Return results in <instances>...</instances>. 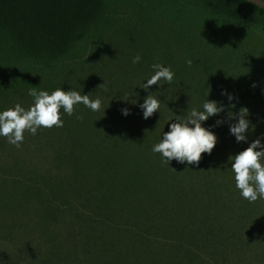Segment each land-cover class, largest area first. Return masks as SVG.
<instances>
[{
    "label": "trees",
    "instance_id": "trees-1",
    "mask_svg": "<svg viewBox=\"0 0 264 264\" xmlns=\"http://www.w3.org/2000/svg\"><path fill=\"white\" fill-rule=\"evenodd\" d=\"M154 63L170 67L174 79L144 89ZM106 68L116 75L106 84L110 103L100 111L78 104L71 116L61 109L68 148L54 168L4 186L1 210L18 214L24 238L30 235L25 219L34 221L36 255L47 264H234L237 246L252 242L243 232L249 219L260 228L250 222L247 234L264 235V198L241 196L229 161L264 138V6L252 0H0V111L30 96L32 87L88 94L95 72L108 77ZM149 93L160 108L145 119L139 105ZM206 99L224 105L202 122L217 137L212 152L202 153L198 165L154 153L176 116L203 110ZM133 101L139 112L124 119L119 111ZM230 103L237 114L249 110L246 141L230 133L238 119H229ZM31 199L37 202L32 212L23 207Z\"/></svg>",
    "mask_w": 264,
    "mask_h": 264
},
{
    "label": "clouds",
    "instance_id": "clouds-1",
    "mask_svg": "<svg viewBox=\"0 0 264 264\" xmlns=\"http://www.w3.org/2000/svg\"><path fill=\"white\" fill-rule=\"evenodd\" d=\"M140 59L138 54L133 57L132 62L138 63ZM186 62L189 67L193 63L191 59ZM152 68L154 74L147 79L146 84H143L144 89L157 83L162 85V81L168 84L172 83L174 72L170 67L154 63ZM223 94L226 93L222 92ZM28 95L32 96L34 101L27 109L17 103L14 107L0 111V136L6 137L8 143L17 148L21 146L26 131L35 135L38 128L41 127L49 129L63 127L61 109L71 116L78 104H83L92 111H100L102 108L101 98L91 99L89 94H81L80 91L74 89L65 91L61 87H57L49 93L46 90L32 87L29 89ZM228 99L231 101L233 96L228 95ZM124 100H128V98H124ZM139 107L143 110V117L147 119L159 111L160 100L149 93ZM228 107L229 119L238 117L237 121L230 125V133L236 137L237 142L246 141L245 133L249 130L250 125V121L247 119L250 114L249 110L246 107H241L237 114L231 111L232 108H235V104L230 103ZM202 109L192 108L190 111L187 110L185 115L176 116L175 122L170 124L169 130L163 133V138L153 146L152 151L160 153L165 161L175 159L179 163L187 162L198 165L202 153L210 154L217 142L216 135L202 127V122L208 120L210 116L218 115L224 110V105L206 99ZM122 113L128 115L129 110L122 109ZM77 119H83V117L77 116ZM216 123L219 125L223 121L217 120ZM229 161L234 172L236 187L240 190L241 196L249 202L264 198V144H261V140L255 139L247 148L230 156Z\"/></svg>",
    "mask_w": 264,
    "mask_h": 264
},
{
    "label": "rangeland",
    "instance_id": "rangeland-1",
    "mask_svg": "<svg viewBox=\"0 0 264 264\" xmlns=\"http://www.w3.org/2000/svg\"><path fill=\"white\" fill-rule=\"evenodd\" d=\"M252 1L264 6V0ZM123 51L125 52L124 49ZM105 71L108 72V77L95 72L96 87L90 85L91 90L95 89L88 91L91 99L99 97L104 105L110 103L109 96L105 94L106 84L111 85L116 77L113 69L106 68ZM33 101L34 98L30 96L16 98L4 110L14 107L17 103H20L22 107L27 109L33 104ZM127 109L129 110L128 115H124L119 111V114L124 119L125 117L135 116L139 112V107L135 103H132ZM66 136L65 133L63 134V127H52L50 129L41 127L38 128L35 135H31L26 131L24 133V140L19 148L9 144L6 137L0 136V197L4 194V186H10L19 177L31 171L45 172L48 169L54 168L57 165V156L68 148ZM263 139V137L260 138L262 141ZM23 207L31 212L35 211L37 202L31 199ZM17 208H20V206H17ZM239 210L240 205L231 207V216L234 217V220L237 214H240ZM251 216L256 217V214H252ZM21 221V218H19L15 211L8 210L7 213H4V210H1L0 207V264H47L43 255H36L38 242L37 228H34L33 225L34 221L29 220V218L25 219V224H27V229L30 232L27 238L22 237ZM250 222L255 223L256 229L260 228V225L253 220L249 219L248 223ZM248 223L243 232L245 235L252 236V242L248 244L244 242V249L240 246V251L238 245V252L231 259L234 264H264V235L263 233L258 235L256 229L251 234H247L249 231ZM256 236L258 238L257 241H255Z\"/></svg>",
    "mask_w": 264,
    "mask_h": 264
}]
</instances>
